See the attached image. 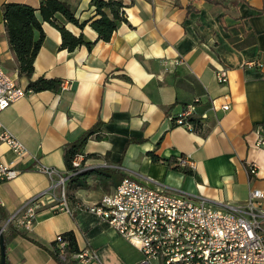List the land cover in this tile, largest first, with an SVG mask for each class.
<instances>
[{"label": "crops", "instance_id": "crops-1", "mask_svg": "<svg viewBox=\"0 0 264 264\" xmlns=\"http://www.w3.org/2000/svg\"><path fill=\"white\" fill-rule=\"evenodd\" d=\"M40 1L0 0V63L22 87L29 80L18 74L2 7L25 4L37 10ZM61 1L79 23L95 15L91 0ZM121 1L125 22L116 23L109 42H97L89 24L79 29L56 16L67 31L91 44L73 52L60 49L57 29L35 12L44 38L31 80L58 79L64 88L31 92L0 114L2 126L28 153L15 163L14 154L0 147V161H14L18 170L0 185L5 224L49 187L43 169L66 172L65 148L96 125L102 138L89 139L81 155L85 171L94 173L73 193L72 204L97 202L122 177L218 208L239 206L251 191H264V148L258 146L264 139V0ZM38 37L35 31L34 40ZM254 61L261 65H244ZM221 70L227 74L225 85L217 82ZM224 99L230 104L225 113L219 110ZM195 101L198 114L213 102L219 125L209 119L206 127L200 124L202 134L171 126L168 117ZM181 158L188 159L192 177L172 169V160L179 164ZM18 232L6 245L8 264H60L52 245L66 232L74 234L79 252H89L88 264L142 259L86 210L69 215L43 209L29 230Z\"/></svg>", "mask_w": 264, "mask_h": 264}, {"label": "built area", "instance_id": "built-area-1", "mask_svg": "<svg viewBox=\"0 0 264 264\" xmlns=\"http://www.w3.org/2000/svg\"><path fill=\"white\" fill-rule=\"evenodd\" d=\"M244 65L259 67L261 64L254 61ZM216 76L219 84L228 83L224 70L218 71ZM30 93L0 63V114ZM224 98L227 100L229 96ZM226 100L219 108L223 113L230 108ZM196 103L198 101L188 105L177 116L168 117L171 126L202 134L204 130L196 129L189 119L196 118L203 127L209 119L219 125L213 102L200 114ZM3 145L14 154L15 163L28 154L24 145L0 122V147ZM258 146L264 148V139H258ZM15 163L0 161V185L17 175ZM71 165L72 171L66 172L43 169L50 178L49 187L25 202L4 223L2 232L11 228L29 230L43 209L52 214L69 215L86 210L139 251L142 259L138 264H264V191H251L248 199L239 206L218 208L205 200L174 195L151 187L147 182L123 178L111 192L86 206L72 204L68 191L70 178L85 171L83 157L75 156ZM179 165L187 166L188 159L181 158ZM248 171L253 175L254 165H250ZM55 241L59 256L65 260L60 236ZM71 259L88 264L90 254L78 252Z\"/></svg>", "mask_w": 264, "mask_h": 264}, {"label": "trees", "instance_id": "trees-1", "mask_svg": "<svg viewBox=\"0 0 264 264\" xmlns=\"http://www.w3.org/2000/svg\"><path fill=\"white\" fill-rule=\"evenodd\" d=\"M90 5L94 7L95 15L88 21L79 23L75 18V13L70 7L61 0H41L37 10L25 4H5L2 7V17L5 32L9 41L10 49L15 56L17 70L20 76L29 80L26 88L31 92L38 93L43 91L59 92L61 90V81L58 79L38 78L31 80L33 73V64L39 48L43 42V31L41 23L37 20L35 12L38 11L43 22L55 27L61 36L60 49L73 52L77 47L85 46L90 48L91 44L83 41L80 35L75 37L67 31L64 25L57 20V15H61L66 22L73 24L79 29H83L89 24L91 29L97 34L96 41L109 42L116 30L117 22H125L124 4L121 0H91ZM38 32L39 37L34 40V32ZM196 129L200 128V122L196 118L189 119ZM100 127L96 125L87 131L76 142L68 145L64 152V164L66 171H72V160L77 155H83V150L87 141L91 138L100 140ZM167 164L175 165L172 169L185 176H193V171L187 166H180L174 160L167 161ZM91 171H82L70 178L68 189L72 193L86 187V179L93 174ZM125 178L122 177L121 180ZM73 198V194L70 196ZM6 215L0 207V228L3 227ZM17 230L8 229L2 232L5 246L18 234ZM63 242V254L65 260L59 256L58 242L53 243L51 252L53 258L60 264H73L71 259L73 254L79 252L75 236L72 232H66L60 235ZM5 264H8L7 261Z\"/></svg>", "mask_w": 264, "mask_h": 264}, {"label": "water", "instance_id": "water-1", "mask_svg": "<svg viewBox=\"0 0 264 264\" xmlns=\"http://www.w3.org/2000/svg\"><path fill=\"white\" fill-rule=\"evenodd\" d=\"M6 246L2 236V228H0V264L6 263Z\"/></svg>", "mask_w": 264, "mask_h": 264}, {"label": "rangeland", "instance_id": "rangeland-1", "mask_svg": "<svg viewBox=\"0 0 264 264\" xmlns=\"http://www.w3.org/2000/svg\"><path fill=\"white\" fill-rule=\"evenodd\" d=\"M69 186V185H68ZM68 191H69V189H68ZM73 193L71 192V191H69V196H71Z\"/></svg>", "mask_w": 264, "mask_h": 264}]
</instances>
